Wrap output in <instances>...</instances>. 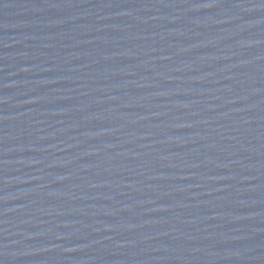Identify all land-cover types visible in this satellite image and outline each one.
<instances>
[{"label":"water","instance_id":"1","mask_svg":"<svg viewBox=\"0 0 264 264\" xmlns=\"http://www.w3.org/2000/svg\"><path fill=\"white\" fill-rule=\"evenodd\" d=\"M0 171L82 264H264V0H0Z\"/></svg>","mask_w":264,"mask_h":264}]
</instances>
